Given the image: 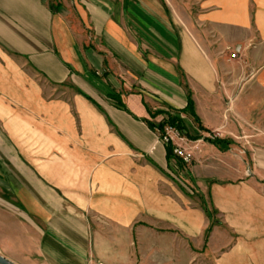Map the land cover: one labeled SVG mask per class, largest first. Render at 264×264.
<instances>
[{"label": "crops", "instance_id": "1", "mask_svg": "<svg viewBox=\"0 0 264 264\" xmlns=\"http://www.w3.org/2000/svg\"><path fill=\"white\" fill-rule=\"evenodd\" d=\"M260 91L264 0H0V254L264 264V149L234 157Z\"/></svg>", "mask_w": 264, "mask_h": 264}, {"label": "rangeland", "instance_id": "2", "mask_svg": "<svg viewBox=\"0 0 264 264\" xmlns=\"http://www.w3.org/2000/svg\"><path fill=\"white\" fill-rule=\"evenodd\" d=\"M240 54L237 55V57H234L235 50L230 51V58L232 59H239L241 57V54L243 53V50H240ZM258 99L261 102L260 106L257 107L256 111L252 112L249 110V113L247 114V117L249 119V122L247 124L248 130L243 131V138L244 141L239 143V146L234 147V154L235 159L237 160V170L239 171H245L253 169V160L251 159V154L253 153L254 149H264V93L260 91L258 93ZM240 101L239 99L230 98L228 100H225V104L227 106L230 104L233 108L236 106V102ZM249 107V106H248ZM251 107V105H250ZM253 110V109H252ZM193 149V148H191ZM193 152V151H192ZM194 154L190 161V163L193 165ZM169 243L172 245H175V239H171L169 237ZM168 243V244H169ZM143 254L138 256L139 261H143V258H145ZM159 257L158 255H152L151 261L153 264H159ZM147 258V257H146ZM168 258V264H176L177 262V256L176 255H170ZM16 264H29V262L25 261L22 257L18 260V263Z\"/></svg>", "mask_w": 264, "mask_h": 264}, {"label": "built area", "instance_id": "3", "mask_svg": "<svg viewBox=\"0 0 264 264\" xmlns=\"http://www.w3.org/2000/svg\"><path fill=\"white\" fill-rule=\"evenodd\" d=\"M240 47L235 49L234 57H237L240 54ZM160 139L163 143L170 145H174V154L176 155V159L179 162L190 164V161L193 157V152L191 148H188L187 145L190 142V138L186 135L182 130L176 127L173 124L165 123L164 127L160 129L157 128Z\"/></svg>", "mask_w": 264, "mask_h": 264}, {"label": "trees", "instance_id": "4", "mask_svg": "<svg viewBox=\"0 0 264 264\" xmlns=\"http://www.w3.org/2000/svg\"><path fill=\"white\" fill-rule=\"evenodd\" d=\"M190 105H191V101H190ZM167 115H168V118L166 120L160 122L158 124V127L160 129H162L164 127L165 123H170V124H173L176 127H178L180 130H182L187 135V133L185 132L186 126H185L184 122L182 121V119L179 116H177V115H172V114H169V113ZM196 120H197V117H196ZM148 123H149V125L151 127H154L153 123H150V122H148ZM205 140L211 141V142H215V141H213L210 138H208V139L205 138Z\"/></svg>", "mask_w": 264, "mask_h": 264}, {"label": "water", "instance_id": "5", "mask_svg": "<svg viewBox=\"0 0 264 264\" xmlns=\"http://www.w3.org/2000/svg\"><path fill=\"white\" fill-rule=\"evenodd\" d=\"M0 264H16V263L0 254Z\"/></svg>", "mask_w": 264, "mask_h": 264}]
</instances>
